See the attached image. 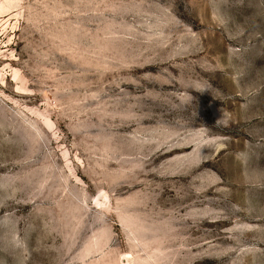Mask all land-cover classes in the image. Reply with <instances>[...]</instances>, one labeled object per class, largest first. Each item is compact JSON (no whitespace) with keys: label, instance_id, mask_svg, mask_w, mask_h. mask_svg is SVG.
<instances>
[{"label":"rangeland","instance_id":"374dc122","mask_svg":"<svg viewBox=\"0 0 264 264\" xmlns=\"http://www.w3.org/2000/svg\"><path fill=\"white\" fill-rule=\"evenodd\" d=\"M0 264H264V0H0Z\"/></svg>","mask_w":264,"mask_h":264}]
</instances>
